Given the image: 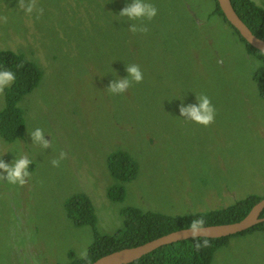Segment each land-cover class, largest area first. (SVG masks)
<instances>
[{
  "label": "rangeland",
  "instance_id": "rangeland-1",
  "mask_svg": "<svg viewBox=\"0 0 264 264\" xmlns=\"http://www.w3.org/2000/svg\"><path fill=\"white\" fill-rule=\"evenodd\" d=\"M252 1L264 8V0ZM150 2L157 15L134 21L147 31L133 33L115 16L125 0H36L39 19L24 15L19 0H0V50L40 71L18 102L23 136H0V159L32 160L24 185L0 178V264L82 258L92 228L75 223L65 208L78 194L89 197L99 234L121 225L125 206L175 215L264 196V97L253 79L264 59L211 13L214 0ZM129 63L143 80L112 95L105 89L112 70L123 77ZM201 93L215 108L207 126L178 117L174 99L184 96L187 104ZM36 127L50 136L49 149L31 143L28 132ZM123 149L134 175L123 182L122 199L113 200L106 157ZM212 264H264V231L231 235L214 249Z\"/></svg>",
  "mask_w": 264,
  "mask_h": 264
},
{
  "label": "trees",
  "instance_id": "trees-1",
  "mask_svg": "<svg viewBox=\"0 0 264 264\" xmlns=\"http://www.w3.org/2000/svg\"><path fill=\"white\" fill-rule=\"evenodd\" d=\"M214 1L216 8L211 13L218 12L227 22L216 0ZM230 2L236 14L251 32L264 39V8L252 0H230ZM234 31L238 34L235 29ZM239 38L245 42L251 53L264 59V53L253 48L240 35ZM0 64L11 68L16 75L14 83L4 90V107L0 110V136L4 141L10 142L23 136L24 122L18 102L37 84L40 71L31 60L11 50H0ZM253 79L258 82L261 95L264 97V65L254 72ZM106 164L110 176L114 179L108 187V196L113 200H120L124 194L123 182L130 180L134 175V162L129 150L112 151L106 157ZM262 197L251 194L223 208L175 215L125 206L121 210V225L109 234H99L95 228V215L89 197L78 194L67 200L65 204L67 215L77 224L89 223L94 239L85 255L75 260L74 264H89L114 250L135 246L171 231L191 227V224L197 220L202 221L199 226L238 221ZM260 217H264V208ZM255 229L264 231V221L234 234H243ZM231 235L218 238L192 237L167 243L127 264H212L214 249L224 244Z\"/></svg>",
  "mask_w": 264,
  "mask_h": 264
},
{
  "label": "clouds",
  "instance_id": "clouds-1",
  "mask_svg": "<svg viewBox=\"0 0 264 264\" xmlns=\"http://www.w3.org/2000/svg\"><path fill=\"white\" fill-rule=\"evenodd\" d=\"M19 8L24 15L33 16L35 19H39L43 13V9L37 6L36 0H19ZM157 12V7L150 0H125L124 6L115 16L128 25L127 30L129 32L143 33L147 29L142 24L138 25L133 22L150 21L157 15ZM124 72L126 74L121 77L112 70V79L105 88L112 95H122L133 84H139L143 80V73L135 63L124 65ZM15 80V72L11 68L0 64V92L8 89ZM174 99L179 101L178 117L202 126H207L213 121L215 108L206 94H193V102L187 104L184 103V96ZM28 135L31 143L38 144L42 150L49 149L50 136L43 129L40 127L33 128L28 132ZM46 136L48 137L47 139H45ZM62 157L63 153H60L59 157L49 161L50 165L57 167ZM30 164H32V160L23 155L18 158H13L9 162L0 159V178L8 185L22 186L25 184L26 178L30 175ZM201 223L202 221L200 220L194 221L191 224V231L195 233Z\"/></svg>",
  "mask_w": 264,
  "mask_h": 264
},
{
  "label": "water",
  "instance_id": "water-1",
  "mask_svg": "<svg viewBox=\"0 0 264 264\" xmlns=\"http://www.w3.org/2000/svg\"><path fill=\"white\" fill-rule=\"evenodd\" d=\"M216 2L227 22L238 32L241 38H243L253 48L264 53V39L257 37L251 32V30L234 11L230 0H216ZM263 208L264 196L250 208L242 219L238 221L199 226V229L195 233L191 231V227L177 229L144 243L114 250L95 259L89 264H127L139 258L143 254L167 243L189 239L192 237L218 238L231 235L245 230L256 223L263 222L264 217H260V213Z\"/></svg>",
  "mask_w": 264,
  "mask_h": 264
}]
</instances>
